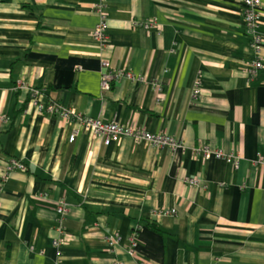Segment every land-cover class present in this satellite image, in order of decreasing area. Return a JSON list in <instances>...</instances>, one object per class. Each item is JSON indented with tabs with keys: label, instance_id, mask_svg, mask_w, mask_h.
I'll list each match as a JSON object with an SVG mask.
<instances>
[{
	"label": "crops",
	"instance_id": "1",
	"mask_svg": "<svg viewBox=\"0 0 264 264\" xmlns=\"http://www.w3.org/2000/svg\"><path fill=\"white\" fill-rule=\"evenodd\" d=\"M95 2L0 0V264H264V44L248 82L242 1L106 0L104 49L91 37ZM258 11L264 41V0ZM102 59L134 80L102 93ZM18 82L44 91V103L181 148L104 146L36 113ZM201 147L237 156L238 168L196 155ZM12 159L26 171L3 183ZM59 200L68 207L60 230Z\"/></svg>",
	"mask_w": 264,
	"mask_h": 264
},
{
	"label": "built area",
	"instance_id": "2",
	"mask_svg": "<svg viewBox=\"0 0 264 264\" xmlns=\"http://www.w3.org/2000/svg\"><path fill=\"white\" fill-rule=\"evenodd\" d=\"M243 4V27L244 33L249 38L250 50L252 52L253 58L246 66V78L250 82L263 68L261 51L264 41L259 34L258 30L261 24V15L258 11L259 0H241ZM106 0H96L93 5V11L99 18L97 25L91 33V37L95 42H97L101 48H106V30H107V18H106ZM150 25H144V29H148ZM101 72H100V91L102 93L108 92L111 89V86L114 82L126 79L133 81L134 77L127 72L112 70L109 66L107 60L102 59L100 62ZM15 91L26 90L29 94L28 106L32 108L36 113L45 114L48 116L58 117L63 121L68 123H73L77 127H81L84 130H87L93 138H98L103 141L104 146H108L111 141L117 139H129L134 143H145L154 148L167 149L169 151H175L178 148H181V144L176 142L173 138L159 134L152 135L138 130H134L129 127L121 126L115 122H103L97 118H91L81 114L74 113L70 110L62 108L58 103L54 101H48L44 103L45 94L44 91L40 89L28 88L26 89L22 83L18 82L14 88ZM192 99L195 102L200 101L201 99V90H200V81L197 80L192 89ZM6 121L5 117L0 114V122L4 123ZM75 140V134H72L68 142L73 143ZM196 155H201L203 158L213 157L216 160H223L226 163L230 164L234 169H237L240 163V159L237 156L227 155L222 153L219 150L212 151L208 147H201L194 150ZM257 163L259 165H264V159L259 157ZM25 172L26 168L19 161L12 159L8 162L6 168V174L3 177V183L12 172ZM189 186L199 187L200 183L194 179L186 181ZM1 192V186H0ZM68 207L63 200L57 202L55 208V213L57 215V225L58 229H61V221L67 214ZM160 215H172L173 211H164L159 213ZM158 214V215H159ZM135 234H132L130 239V252L133 251L135 247ZM117 237H110L106 239L107 245L113 247L117 242ZM65 244L63 238L54 240L52 245L53 248L57 250L59 254V249ZM59 255H57L58 257ZM55 264H61L59 260Z\"/></svg>",
	"mask_w": 264,
	"mask_h": 264
}]
</instances>
